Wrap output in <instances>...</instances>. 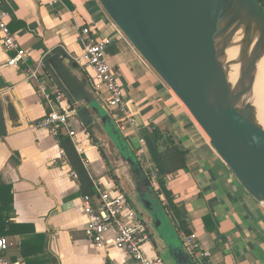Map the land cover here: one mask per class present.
<instances>
[{"label":"crops","instance_id":"0c3cea01","mask_svg":"<svg viewBox=\"0 0 264 264\" xmlns=\"http://www.w3.org/2000/svg\"><path fill=\"white\" fill-rule=\"evenodd\" d=\"M257 2L264 9V0ZM62 3L0 0V12L8 14L10 29L30 58L27 64L8 66L14 53L5 50L0 36V76L10 85L0 95L10 104L8 123L15 126L0 140V177L14 190L12 220L45 237L44 254L34 259V264H135L125 252L100 249L87 239L80 183L70 177L73 170L59 138L38 127L49 110L39 82L31 78L34 71L39 79L44 74L54 77L67 96L64 108L77 112L48 64L56 53L66 55V69L82 89L92 88L96 102L108 112L89 129L79 119L74 122L78 135L89 134L92 141V147L88 146L80 158L89 162L86 170L92 182L98 181L107 190L119 188L128 196L151 235L147 254L165 264L183 263L188 260L183 236L191 231L207 255L205 264H264V204L244 190L186 106L98 0ZM84 28L93 31L92 37L112 41L107 59L122 85L127 111L136 119L138 132L119 126L116 113L107 105V89L92 85L93 72L79 59L85 50ZM41 61L44 66H39ZM138 120L143 129L158 128L186 152L185 170L172 178L161 176L152 181L151 166L141 167L137 155L142 137ZM63 206L68 210L63 211ZM184 221L186 230L182 229ZM7 238L12 244L9 260L26 264L21 256L24 237Z\"/></svg>","mask_w":264,"mask_h":264},{"label":"water","instance_id":"95a60500","mask_svg":"<svg viewBox=\"0 0 264 264\" xmlns=\"http://www.w3.org/2000/svg\"><path fill=\"white\" fill-rule=\"evenodd\" d=\"M98 2L186 106L244 190L264 204V127L258 122V108L250 98L264 58V9L260 4L256 0ZM240 31V56L233 64H240L241 71L236 86H232L223 57ZM66 60V55L56 53L48 64L72 98L77 119L89 129L108 112L96 102L90 86L82 89L66 69ZM9 87L0 76V94ZM9 113L10 104L0 95V140L15 128L8 123ZM138 125L151 160L160 175L167 177L153 139L140 120ZM62 210H68V206ZM187 256L188 260L176 264H196Z\"/></svg>","mask_w":264,"mask_h":264},{"label":"built area","instance_id":"2783aa9c","mask_svg":"<svg viewBox=\"0 0 264 264\" xmlns=\"http://www.w3.org/2000/svg\"><path fill=\"white\" fill-rule=\"evenodd\" d=\"M50 1L55 5L63 4L62 0ZM7 17L6 12H0L2 44L6 51L14 53L7 65L17 67L27 64L30 58L11 31ZM82 32L86 36V41L84 53L79 59L85 60L93 72L92 85L96 89L101 86L107 89V105L109 110L116 113L119 126L138 132L136 119L127 111L122 85L107 59V48L112 41L107 38L92 37L93 31L90 28H84ZM39 66H44V62L41 61ZM31 78L39 82V92L49 110L39 122L38 127L49 132L54 138L67 136L78 155L82 157L87 152L88 146L92 147V141L89 134L81 137L78 135L74 127V122L77 120L76 110L63 106L67 99L65 92L51 75L44 74V78L39 79L37 71H34L31 73ZM140 145L141 149L137 151L138 159L144 168L151 166V179L155 183L161 175L149 156L143 137H140ZM82 163L87 169L89 162L82 159ZM70 177L78 180V175L74 171L70 172ZM93 182L94 193L82 196V212L86 218L87 239L100 249L108 251L114 248L125 252L135 264H165L161 258H151L147 254L146 246L152 242L151 235L146 224L134 210L128 196L119 188L107 190L98 181ZM183 245L196 264H205L204 260L207 255L202 251L195 234L184 235ZM11 247L9 239L0 236V264H12L8 258Z\"/></svg>","mask_w":264,"mask_h":264},{"label":"trees","instance_id":"16d2710c","mask_svg":"<svg viewBox=\"0 0 264 264\" xmlns=\"http://www.w3.org/2000/svg\"><path fill=\"white\" fill-rule=\"evenodd\" d=\"M145 131L153 139L167 170V177H164V179L172 178L180 171L186 169V152L182 150L174 140H172L170 137L164 136V134L154 126L146 128ZM59 141L61 148L67 156L69 165L78 175L80 193L83 196L93 194V182L90 179L87 170L83 166L82 160L76 152L73 143L70 139H68V137L63 135L59 137ZM161 183L162 186L165 185L164 181ZM165 194L172 204L173 201L171 196L166 191ZM173 208L175 209V207ZM14 214L15 209L13 187L11 185L4 184L0 177V236L24 237L22 242L21 256L26 261V264H34V261L37 260V258L39 259V255L44 254L45 237L34 234L33 229L30 226L15 223L12 220V216ZM186 227L187 223L184 221L182 223V229L186 230ZM186 233V235L192 234L191 231H186ZM106 264H111V262L107 261Z\"/></svg>","mask_w":264,"mask_h":264},{"label":"bare ground","instance_id":"6f19581e","mask_svg":"<svg viewBox=\"0 0 264 264\" xmlns=\"http://www.w3.org/2000/svg\"><path fill=\"white\" fill-rule=\"evenodd\" d=\"M242 39L243 32L240 31L228 48L226 55L223 57V60L228 65L227 78L232 86H236L240 77L241 66L240 64L233 63L236 62L240 56V44ZM250 96L251 101H253L254 105L258 108V122L264 127V58L259 63L258 77Z\"/></svg>","mask_w":264,"mask_h":264}]
</instances>
